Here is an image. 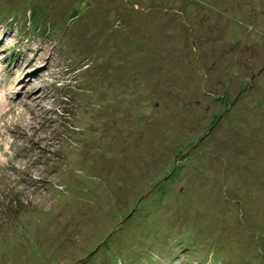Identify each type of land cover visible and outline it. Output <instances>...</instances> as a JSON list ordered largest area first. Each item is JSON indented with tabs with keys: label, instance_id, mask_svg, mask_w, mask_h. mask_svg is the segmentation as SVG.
<instances>
[{
	"label": "rangeland",
	"instance_id": "374dc122",
	"mask_svg": "<svg viewBox=\"0 0 264 264\" xmlns=\"http://www.w3.org/2000/svg\"><path fill=\"white\" fill-rule=\"evenodd\" d=\"M192 2L0 0V264H264V93L249 86L264 88V0ZM41 6L46 22L31 25ZM130 10L168 22L122 43ZM175 41L184 83L150 93L156 71L140 89L134 47ZM157 93L179 94L168 115L217 119L218 140L173 161L171 142L137 139L164 111Z\"/></svg>",
	"mask_w": 264,
	"mask_h": 264
},
{
	"label": "trees",
	"instance_id": "16d2710c",
	"mask_svg": "<svg viewBox=\"0 0 264 264\" xmlns=\"http://www.w3.org/2000/svg\"><path fill=\"white\" fill-rule=\"evenodd\" d=\"M195 1H197V0H193V2L191 4H193V3L195 4L196 3ZM46 2H45V4H46ZM45 7L48 8L47 6H45ZM43 9L44 8L42 6L40 7V9H37V10L34 9L35 18L32 21L31 25H34V23L40 24V22H38V21L39 20L43 21V18H44L43 22H46V16L43 13ZM63 10L64 9L60 6V8L57 10V11H59V14L56 16V18L59 19L60 15L63 14ZM90 11L91 10L80 11L79 14H81V17H82V18H80V20L85 19L87 17V15H89ZM150 11L164 12L163 9H157V7L153 8V6L151 9L148 10V12H150ZM181 13H183V14L185 13L184 8L181 11ZM130 14H132L131 17H129V16L127 18L119 17V19H118L119 23L118 24L121 25L120 29H124L125 26H127V30H124V31H126V34L128 33L129 29H131V28L136 29L138 31L137 32L138 35L136 34L137 36L142 37V38H147V40L145 39L146 43L151 41V34L155 35V32H154L155 30L160 28L161 25L166 24L168 22V19L164 20L167 17L149 16V18H148L147 17L148 15L146 14L144 17L139 18V12L137 15H135L131 12V10H130ZM187 15H189L188 12H187ZM65 17H66V15H62V19H64ZM71 18H73L72 19L73 22L76 21L74 17H69L70 20H71ZM158 18L161 19L160 22H157ZM141 19H143V22L141 21ZM131 23H132V25H131ZM148 24L150 27H148ZM130 32H133V30H130ZM118 36H120V38H122L121 39L122 43H126V41H129V39L133 40V38H135V36L130 35V34L128 35L127 38L125 37L127 35L123 36V34H120ZM176 42L179 43L180 45L179 46L176 45ZM144 45H142V43H141V45H137L136 47H134V49L139 50L142 54V56H140L138 59L135 60L137 62V65L133 66V70H135L134 72H136L135 78L137 80H139L137 82V84L139 85L140 89L144 88V86H145V84L143 83V80H147V79H145L146 76H149L148 80H150L154 76L156 71L157 72L160 71L161 76L156 79V82L152 81V83L148 85V87L150 89V93L156 92V90L159 89L160 85H163L165 83L170 82L171 85H173V86L184 83V82H179V79H178L179 73H176V71H174L172 69L173 65L177 64L174 62V56H176V60L178 61L181 53L185 49L182 46L181 41H175L173 43H167L166 42L165 44H162L159 47V49L156 50V53H155V50L150 49V50H147V52L145 54V52H143V50H142ZM122 48L123 47L121 46V49ZM149 48H150V45H149ZM180 64H182V63H180ZM263 69L264 68H262V72L264 71ZM238 76H240V75H238ZM153 80H154V77H153ZM159 81H161V82H159ZM256 83H257L256 79H254L253 84L251 83L252 85H249V86L252 87L253 90H255L257 93H264V88L262 86H259V85L257 87ZM244 85H245V83H244ZM244 85H243V88L240 89L241 90L240 92H239V89L236 90L237 93L238 92L240 93V95L238 93L236 96L232 97L230 102L226 103V104L230 103L227 106L228 111L226 112V114L229 115L228 116L229 118H231L232 116L234 117V115H236L237 111L235 112V108H237V110H238V107H236V106H238L239 103L242 102V99H244V96L242 95V93H243L242 91L247 89V86L246 85L244 86ZM203 91L201 93H203ZM230 92L231 91L229 90L228 93H230ZM164 94L165 93H157L155 99H152V101L155 100V105L158 107V109H160L162 107L163 103H167L170 105L176 104V106H175L176 108H173V109H178L179 98H180L179 94L172 93V103L164 102V100L161 97ZM208 96L212 97V98L215 97L216 99H218V101L220 103L222 101L223 104H224V102L228 101L225 96L222 95V96L218 97V96H216V93H213V92H209ZM167 98H170V96H167ZM193 102L196 104V106H198L201 101L199 99L198 100L196 99ZM255 106H256L255 107L256 113L259 112V114L262 118L263 114H261L260 106L259 105H255ZM162 109H163V107H162ZM168 111L169 110H164V111H162V113H159L157 115L158 119H153L152 123H150L149 125L144 124L143 128H140V131L137 132V135H138L137 139H141L142 137L147 138V135H148L149 140L156 142L155 148L158 151L160 149L165 148L171 142L172 143L171 149L174 152L172 155L173 161H175V160L177 161L180 157H181V159H185L186 157L189 156V154L192 153V150L194 151L195 146L198 147L200 145V143L205 141V140H206L205 142H208L206 139V136H207V138L213 139V141L218 140V138L222 132L221 128H214V130L212 129L213 123H216L218 121L217 119L215 121H213L212 126L210 128L208 126H204L201 124H194L195 123L194 120H192V122H193L192 124L187 122L188 120H185L186 121L185 122L184 120H181L178 115H176V116H174V115L171 116V114L168 115ZM164 112H166V113H164ZM221 114H223V113H221ZM221 114H220V117H221ZM161 119H163V121ZM181 122H184V124H182ZM249 125L253 128L258 127L257 125H254L251 123ZM207 128H210V130H212V131H209V133L206 132V135H205L204 130ZM200 132H202V134L198 135ZM203 137H205V139H203ZM135 144H137V143H135ZM165 154H166V152L164 151L159 161L163 160ZM244 156H245V154H244ZM155 167H156L157 171L161 170L163 168V167H160L157 165ZM157 171H154L155 177H154L152 183L155 182L156 178L157 179L161 178L160 177L161 174H159ZM127 217L129 218L130 216H126L125 218H127ZM125 218L123 220H125ZM122 221L120 222V224L122 223Z\"/></svg>",
	"mask_w": 264,
	"mask_h": 264
},
{
	"label": "clouds",
	"instance_id": "9594fccd",
	"mask_svg": "<svg viewBox=\"0 0 264 264\" xmlns=\"http://www.w3.org/2000/svg\"><path fill=\"white\" fill-rule=\"evenodd\" d=\"M39 22H40V20H39ZM41 22H42V21H41ZM13 61H14V62H17L15 59H13ZM16 64H17V63H15V65H16Z\"/></svg>",
	"mask_w": 264,
	"mask_h": 264
},
{
	"label": "water",
	"instance_id": "95a60500",
	"mask_svg": "<svg viewBox=\"0 0 264 264\" xmlns=\"http://www.w3.org/2000/svg\"><path fill=\"white\" fill-rule=\"evenodd\" d=\"M127 218H128V217H127ZM127 218H125V220H126ZM125 220H123L122 222H124Z\"/></svg>",
	"mask_w": 264,
	"mask_h": 264
},
{
	"label": "bare ground",
	"instance_id": "6f19581e",
	"mask_svg": "<svg viewBox=\"0 0 264 264\" xmlns=\"http://www.w3.org/2000/svg\"><path fill=\"white\" fill-rule=\"evenodd\" d=\"M27 72V71H26Z\"/></svg>",
	"mask_w": 264,
	"mask_h": 264
}]
</instances>
